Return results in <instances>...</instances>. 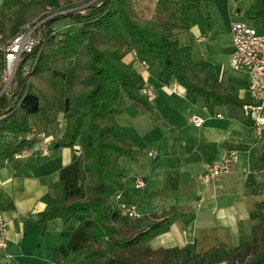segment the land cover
<instances>
[{"label": "crops", "instance_id": "obj_1", "mask_svg": "<svg viewBox=\"0 0 264 264\" xmlns=\"http://www.w3.org/2000/svg\"><path fill=\"white\" fill-rule=\"evenodd\" d=\"M20 1L27 5L28 0H0V20L5 17V6L10 9L6 16L13 20ZM177 1L134 0V6L140 17L172 27L179 42L191 47L194 72L200 80L244 106L207 104L175 80H161L159 60L145 59L147 65L143 66L134 50H126L124 62L133 63L143 78V89H152L155 99L150 101L152 112L125 94L119 100L117 134L133 149V158H122L117 168L125 182L122 200L136 206L140 218L174 211L162 234L149 242L153 251L189 245L199 255L218 247L230 251L242 241H253L258 221L251 219V213L264 203V129L259 132L244 110L250 102L248 75L230 67L231 24L244 23L264 35V18L245 15L257 0H209L206 5L217 10V26L223 22L226 27L224 38L210 31L204 21L189 23L179 20L174 11L167 13L170 3L177 5ZM192 16L200 17L195 12ZM57 113V119L55 112L49 114L46 134L52 148L48 155L35 149L31 157L15 159L4 156L5 150L0 152V214L8 229V248L0 252V264L98 262L86 257L92 242L82 228V215L66 222L51 220L44 235L38 225L47 206L44 198L78 188L84 177L81 146H61L67 123L64 114ZM61 114L63 123H58ZM230 153L237 155L232 172L205 183L206 165ZM138 178L145 183L143 189L136 188Z\"/></svg>", "mask_w": 264, "mask_h": 264}, {"label": "trees", "instance_id": "obj_2", "mask_svg": "<svg viewBox=\"0 0 264 264\" xmlns=\"http://www.w3.org/2000/svg\"><path fill=\"white\" fill-rule=\"evenodd\" d=\"M208 4L209 0H178L177 5ZM84 7L72 11L73 9ZM64 12L51 17L54 13ZM252 18H264V0L245 13ZM49 18L43 28V52L35 75L51 80V88L60 89V105L54 95H45L30 84L26 98L18 109L15 99L0 100V140L7 137L31 136L37 125L49 123L53 105L61 106L67 131L61 146L74 148L80 144L83 152L84 177L72 191L44 198L46 209L39 215L38 225L44 235L51 220L66 222L82 215V228L92 245L88 259L96 264H264V203L251 213L258 223L253 228V241L225 251L218 247L199 255L194 245L184 249L151 250L149 242L162 234L174 211L132 220L123 217L112 204L113 196L124 189V178L117 173L122 158H133L132 147L117 134L116 116L121 95L140 107L153 111L142 94L143 78L133 63L124 62L126 50H134L141 59L160 62L161 80H175L192 96H201L206 103L234 106L243 103L219 91L194 72L192 49L183 46L172 27L142 19L134 0H31L18 3L10 37L35 18ZM70 20L78 25L76 33H54L50 29L58 22ZM50 31V32H49ZM48 32V33H47ZM5 39H0V44ZM4 69L0 51V79ZM53 104V105H52ZM36 144L25 139L8 147L4 156L13 157Z\"/></svg>", "mask_w": 264, "mask_h": 264}, {"label": "built area", "instance_id": "obj_3", "mask_svg": "<svg viewBox=\"0 0 264 264\" xmlns=\"http://www.w3.org/2000/svg\"><path fill=\"white\" fill-rule=\"evenodd\" d=\"M78 1L80 0H73V2ZM75 10L73 9L72 11ZM62 13L64 12L54 13L51 17ZM49 18L24 24L17 35L0 45L4 62V69L0 79V100L11 101L15 99V109H18L26 98L30 88V79L36 71L41 54L44 52V32L42 28ZM231 35L233 52L230 67L234 71L246 73L249 77L250 102L245 105L244 110L252 119L255 128L260 132L264 129V35L240 22L231 24ZM0 39H3L1 34ZM203 41L201 39L199 42L202 43ZM141 64L143 66L147 65L145 61H142ZM142 90L149 101L155 99L152 89L145 88ZM194 122L200 125L197 119ZM35 137L36 144L27 148L25 152L16 154L14 156L15 159H20L22 156L29 158L33 155L35 149L42 155L49 154L51 148L49 136L39 132ZM19 139L23 141L22 136ZM236 160L237 155L230 153L221 161L206 165L203 176L204 182L210 183L221 176L230 174ZM144 187V181L138 178L136 188L143 189ZM111 201L123 217L132 220L140 219L136 206L123 202L121 192L116 193ZM7 248V222L3 215L0 214V252L7 250Z\"/></svg>", "mask_w": 264, "mask_h": 264}, {"label": "rangeland", "instance_id": "obj_4", "mask_svg": "<svg viewBox=\"0 0 264 264\" xmlns=\"http://www.w3.org/2000/svg\"><path fill=\"white\" fill-rule=\"evenodd\" d=\"M213 1L216 2L215 0H213ZM214 2H213V4H214ZM26 3H27V5L30 4L29 0ZM189 4H192V3H189ZM194 4H196V3H194ZM170 5H171V7L168 9L167 13L171 14L172 13L171 11H174V13L177 14V17L178 18L180 17L179 20H185L186 19L187 22H189V23H192L193 21L196 22L197 20L204 21V23L206 24L208 29L210 31L214 32V34L216 36H218L219 34H222L220 37H224V38L226 37L227 31L225 29L226 27L223 24V22H221L217 26V10H214L215 6L211 7V6L206 5L205 3H201V4H197V5H191V6L175 5L173 3H170ZM4 9H5V13H4L5 17H3L2 21L0 20V32L4 36V39L6 38V41H4V43H5L12 38V37H10L9 32H10V28L12 27V21L13 20L11 19V15L6 16L7 13L8 14L10 13V11H9L10 9H7L6 6L4 7ZM76 10H78V9L76 8ZM194 12L198 13V15L200 16L198 19H196V16L194 18H192L193 17L192 15ZM141 18L144 19L143 17H141ZM41 20H42L41 17L40 18L37 17L33 21H41ZM33 21H31V22H33ZM210 24H213V27H209ZM78 28H79L78 25H75L70 21H61V22H58L55 26H53L50 29V31H53L54 33H71V34H74V33H76ZM219 40L221 41V39H219ZM44 52H49L47 47H45ZM134 52H135V58L137 59L138 62L145 61L144 59H141L139 57V55L137 54L136 51H134ZM38 65H39V63H38ZM30 80H31L30 84L37 87L40 92L44 93L45 95H54L55 98H52V99L55 101V104L60 105L62 92L60 91L59 87L56 89L51 88V86H52L51 80L49 81L47 78H42L37 74L35 75V73L32 75V78ZM53 106H54V108L52 110H50L49 114L55 112V114H53V117H56L59 114L57 112H58V110L61 109V106H59V109H57V106H55V105H53ZM62 118H63L62 114L59 115L58 123H63ZM56 119H57V117H56ZM58 123L56 122L57 125H58ZM47 126H48V122L43 123V125H41V126L37 125L34 129L35 130L34 133L28 137L22 136V140L29 138L31 140H35V142H36L35 135L39 132H41V133L43 132L46 134V132H48ZM19 141H20V139L14 137V136L7 137L5 139L0 140V152H1V150H5L8 147L16 145ZM51 148H50V151H51ZM26 149L21 151V153L25 152ZM78 151L81 152V154H83L82 149H80ZM24 155H26V154H24Z\"/></svg>", "mask_w": 264, "mask_h": 264}, {"label": "water", "instance_id": "obj_5", "mask_svg": "<svg viewBox=\"0 0 264 264\" xmlns=\"http://www.w3.org/2000/svg\"><path fill=\"white\" fill-rule=\"evenodd\" d=\"M56 148H59V145H57V147Z\"/></svg>", "mask_w": 264, "mask_h": 264}]
</instances>
